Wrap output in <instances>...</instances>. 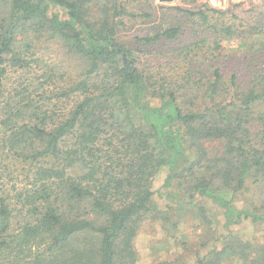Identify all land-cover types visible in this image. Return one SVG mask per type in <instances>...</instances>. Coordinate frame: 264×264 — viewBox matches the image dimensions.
Listing matches in <instances>:
<instances>
[{"label":"trees","instance_id":"1","mask_svg":"<svg viewBox=\"0 0 264 264\" xmlns=\"http://www.w3.org/2000/svg\"><path fill=\"white\" fill-rule=\"evenodd\" d=\"M197 1L0 0V264H138L141 224L172 221L160 191L264 230V0ZM220 243L195 264H264Z\"/></svg>","mask_w":264,"mask_h":264},{"label":"rangeland","instance_id":"2","mask_svg":"<svg viewBox=\"0 0 264 264\" xmlns=\"http://www.w3.org/2000/svg\"><path fill=\"white\" fill-rule=\"evenodd\" d=\"M248 0H198L197 4L206 3L210 7L226 10L234 4L247 3ZM153 6L158 13L160 6H184L182 0H172L169 3H160L152 0ZM157 15L158 21L161 17ZM157 21V22H158ZM144 26L134 25L126 34L128 37L140 35ZM37 53H41L43 62L47 64H63L68 71L75 73L79 70L72 60H65L62 50L54 44H38ZM164 174L160 173L154 180V190H158L164 180ZM156 194L154 201L162 212H166L172 218L170 223L164 222L160 216L157 219L145 220L135 238L134 245L137 251L138 264H159L162 262H183L184 264H195L198 258H205L213 249H220L227 236L239 235L242 238L251 239L257 243L264 242V230L258 224L243 221L238 225L224 226L223 211L216 205L204 200V214L206 218H211L212 225L203 220L195 208L190 212H180L177 205H173L168 196ZM215 222V224H214ZM212 226V229L209 227ZM229 264H239L232 260Z\"/></svg>","mask_w":264,"mask_h":264},{"label":"water","instance_id":"3","mask_svg":"<svg viewBox=\"0 0 264 264\" xmlns=\"http://www.w3.org/2000/svg\"><path fill=\"white\" fill-rule=\"evenodd\" d=\"M160 3H169L172 2V0H158Z\"/></svg>","mask_w":264,"mask_h":264}]
</instances>
